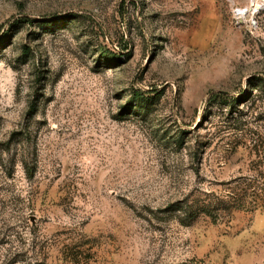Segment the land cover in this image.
Segmentation results:
<instances>
[{
  "label": "rangeland",
  "instance_id": "rangeland-1",
  "mask_svg": "<svg viewBox=\"0 0 264 264\" xmlns=\"http://www.w3.org/2000/svg\"><path fill=\"white\" fill-rule=\"evenodd\" d=\"M68 258L264 264V0H0V264Z\"/></svg>",
  "mask_w": 264,
  "mask_h": 264
},
{
  "label": "trees",
  "instance_id": "trees-1",
  "mask_svg": "<svg viewBox=\"0 0 264 264\" xmlns=\"http://www.w3.org/2000/svg\"><path fill=\"white\" fill-rule=\"evenodd\" d=\"M27 22V20H26ZM72 258H68V262L74 264V260H71Z\"/></svg>",
  "mask_w": 264,
  "mask_h": 264
}]
</instances>
